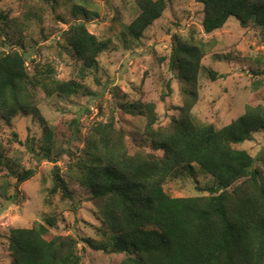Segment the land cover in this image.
I'll return each instance as SVG.
<instances>
[{
	"label": "trees",
	"instance_id": "1",
	"mask_svg": "<svg viewBox=\"0 0 264 264\" xmlns=\"http://www.w3.org/2000/svg\"><path fill=\"white\" fill-rule=\"evenodd\" d=\"M38 2L52 10L65 8L70 17L83 19L61 34V48L79 64L81 77L87 71L97 72L98 58L110 48L111 40L98 39L87 30L85 23L96 16L84 7L88 0ZM196 2L202 7L199 14L204 33L221 29L233 17L242 27L264 36V0ZM134 4L137 15L124 27L123 36L129 42H140L144 32L161 18L167 0H134ZM8 22L7 14L0 13V37L6 35ZM17 34L23 36L20 30ZM5 41H0V198L15 200L21 184L31 179L34 171L22 169L13 157L14 145L21 141L16 132L5 135V130L12 129L16 117L31 116L42 130L40 155L55 164L57 159L51 154L60 127L42 117L37 93L42 92L45 98H70L82 85L57 79L50 64L37 62L30 73L23 41ZM202 54L201 46L193 40L175 36L169 67L179 80L194 87ZM254 62L257 71L252 74L263 76L264 55ZM209 76L216 78L211 72ZM165 86L168 96L170 87L168 83ZM188 94L194 95L192 91ZM194 102L193 97L187 99L165 127L158 125L153 103L120 105L127 114L145 118L142 138L150 152H131L126 131L111 115L91 126L79 154L68 153L74 162L68 171L75 172L73 179L94 204L99 222L96 232L101 241L84 239L88 247L123 255L118 264H264V176L255 168L257 162L264 164V154L252 157L237 148L264 132V104H247L241 116L218 129L193 116ZM68 130L73 138L74 133ZM29 150L35 154L33 147ZM195 167L210 176L212 183L201 186ZM187 176L193 178L195 195L173 198L165 192L167 179ZM50 178L51 186L44 192L48 211L43 223L14 228L6 237L10 264H82L77 239L53 232L60 214L49 209L57 199L76 210L74 193L57 166Z\"/></svg>",
	"mask_w": 264,
	"mask_h": 264
},
{
	"label": "rangeland",
	"instance_id": "2",
	"mask_svg": "<svg viewBox=\"0 0 264 264\" xmlns=\"http://www.w3.org/2000/svg\"><path fill=\"white\" fill-rule=\"evenodd\" d=\"M84 7L96 14L85 23L87 30L98 39H110L111 46L98 58L99 70L87 71L81 77L79 64L61 48V34L70 25L84 22L81 17L75 20L65 8L52 10L38 0H0V13L7 14L9 21L8 28H4L6 35H2L0 41H5L4 37H7L6 41H23L28 71L31 73L37 62L50 64L57 79L73 80L82 85L70 98H45L42 92L37 93L42 117L51 125L60 127L51 154L57 159L55 164L40 155L42 130L31 116L16 117L12 129L4 132L5 135L10 131L19 135L21 145H14L13 157L20 162L22 169H32L34 176L21 184L15 200L0 198V264H10L6 237L12 229L31 228L36 223H43L48 211L44 192L51 186L50 172L54 166L65 175L77 206L73 210L72 204L53 200L49 209L60 214L53 232L77 239L82 264L120 262L123 255L105 254L83 242L87 238L101 241L96 232L99 222L94 204L87 200L88 195L73 179L75 172L68 171V166L74 163L68 153L79 154L91 126L106 121L111 115L126 131L131 152L137 149L150 152L142 138L145 118L127 114L120 106L122 103L155 104L158 125L165 127L172 117L178 115L184 102L193 97V116L218 129L241 116L247 104H264V75L252 74V70L257 71L254 61L264 55V36L252 28L242 27L233 17L221 29L206 34L200 22L202 7L196 0H167L161 18L144 32L140 42H129L123 33L124 27L137 15L134 0H88ZM19 30L22 37L17 34ZM175 36L189 38L201 46V67L194 87L179 80L177 72L169 67ZM209 72L216 76L215 80L210 78ZM166 83L170 87L168 96ZM189 91L194 95L190 96ZM68 129L74 133L73 138L67 134ZM29 147L34 148L35 154ZM237 148L246 150L252 157L262 156L264 132ZM155 154L162 155L160 152ZM255 168L264 176L262 162H257ZM195 175L203 187L212 183L211 177L196 167ZM192 181L193 178L188 176L171 177L166 180L164 190L173 198L191 197L195 195Z\"/></svg>",
	"mask_w": 264,
	"mask_h": 264
}]
</instances>
